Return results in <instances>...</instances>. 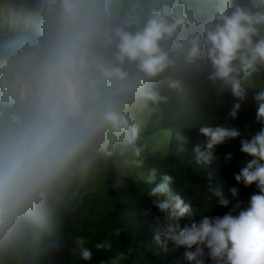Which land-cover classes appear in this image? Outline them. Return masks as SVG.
<instances>
[{
	"label": "clouds",
	"instance_id": "9594fccd",
	"mask_svg": "<svg viewBox=\"0 0 264 264\" xmlns=\"http://www.w3.org/2000/svg\"><path fill=\"white\" fill-rule=\"evenodd\" d=\"M181 66L201 69L218 93H231L232 119L255 90L256 121L264 125V87L255 86L264 77V0H27L22 28L0 41V242L56 213L82 178L110 172L119 183L124 168H144V116L169 101L160 83L183 89L173 75ZM199 133L207 138L193 149L200 166L241 136L220 123ZM176 139L184 151L187 138ZM240 144L252 159L234 178L258 192L246 207L237 202L190 226L181 227L193 209L174 191V177L147 169L141 181L163 213L158 245L184 246L193 264H264V127ZM210 190L218 206L232 203L223 188ZM229 191L239 196V188ZM70 251L93 261L83 236L72 238ZM128 258L118 250L99 264Z\"/></svg>",
	"mask_w": 264,
	"mask_h": 264
},
{
	"label": "trees",
	"instance_id": "16d2710c",
	"mask_svg": "<svg viewBox=\"0 0 264 264\" xmlns=\"http://www.w3.org/2000/svg\"><path fill=\"white\" fill-rule=\"evenodd\" d=\"M4 4L19 7L26 13L27 0H0V5ZM17 32L0 33V41ZM204 67L207 68L206 62ZM201 71L195 66L178 68L173 75L183 81L182 90L167 89L163 83L158 85L163 94L169 96V101L154 106L156 111L147 124L144 168H124L120 175L125 176L119 183L115 173L101 172L97 174L95 188H91L85 178L77 181L56 213L21 230L10 240L0 242V264H99L118 250L128 251L125 264H193L186 259L184 246L177 247L167 241L165 249L155 242L156 233L161 231L157 220L163 219V213L147 195L149 186L142 183L141 177L153 166L159 167L162 174L174 177V191L193 209V216L180 221L181 227L199 222L205 215L223 216L231 212L237 202L246 207L258 189L255 185L238 184L234 178L245 162L252 159L240 151V140L250 139L264 127L256 121L257 105L251 99L255 90L249 89V99L242 104L238 117L232 119L229 112L235 98L230 92L218 93L217 87L207 82ZM255 86L264 87V77L258 78ZM208 123L234 127L241 136L217 146L211 164L200 166L194 162L193 149L206 143L207 138L199 133V128ZM177 134L188 140L182 152ZM152 137L156 140L151 141ZM161 137L170 139L164 150L154 146L162 141ZM229 153L233 158L226 161ZM210 186L223 188L232 201L229 207L218 206ZM233 187L239 188L237 198L229 191ZM116 229H120V235ZM78 235L85 238L86 246L93 251L92 262L83 261L78 253L70 251L72 238ZM105 240L111 241L112 250L97 251L95 244ZM206 264H212L211 260H206Z\"/></svg>",
	"mask_w": 264,
	"mask_h": 264
},
{
	"label": "rangeland",
	"instance_id": "374dc122",
	"mask_svg": "<svg viewBox=\"0 0 264 264\" xmlns=\"http://www.w3.org/2000/svg\"><path fill=\"white\" fill-rule=\"evenodd\" d=\"M26 13L19 7H15L12 5H0V33H7L9 31H19L25 21ZM156 111L154 108L151 113H146L144 119L147 121V124L150 120L151 115ZM164 133V132H163ZM166 135L169 137L168 133ZM162 138V141H157L154 146L159 150H164L165 146L169 144L170 139ZM152 140H156L155 137L151 138ZM160 140V139H159ZM91 188H95L97 184V174H92L87 177H84ZM77 262V260H75Z\"/></svg>",
	"mask_w": 264,
	"mask_h": 264
}]
</instances>
